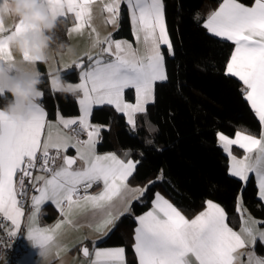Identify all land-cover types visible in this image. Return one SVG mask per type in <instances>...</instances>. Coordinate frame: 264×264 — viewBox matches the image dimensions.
<instances>
[{"label":"snow or ice","instance_id":"snow-or-ice-1","mask_svg":"<svg viewBox=\"0 0 264 264\" xmlns=\"http://www.w3.org/2000/svg\"><path fill=\"white\" fill-rule=\"evenodd\" d=\"M10 3L0 0V59L15 63L13 42L27 28L18 20L6 25L5 18H12ZM43 3L60 19L74 15L76 23L69 32L89 28L92 51L63 64L66 71L78 70L79 83L61 85L58 78L51 80L53 94L65 92V88L72 91L79 115L66 118L57 104L53 122L37 102L20 114L0 110V231L7 237L3 246L18 241L19 247L27 246L46 257L53 247H61L62 227L77 226L72 217L83 215L90 217L88 227L95 233V238L84 236L79 241L86 264H128L124 247L100 248L97 244L122 219L131 217L136 224L132 236L134 264H264V255L256 251L258 243L264 247V219L253 217L244 199L251 182L257 200L264 205V0H218L215 8L192 15L209 45L198 69L210 71L218 64L225 86H235L238 99L259 126L258 133L239 127L232 135L220 127L213 132L228 160L225 173L239 185L234 196L239 231L230 226L228 211L215 199L214 184L206 189L201 210L188 216L153 191L165 182L164 169L154 178L136 182L144 152H97L102 132H110L111 127L92 122L94 109H114L129 130L136 129L135 117L140 114L148 132L157 130L147 119L149 106L158 102V86L166 87L170 82L165 54H176L165 0H101L105 23L119 31L121 19L126 17L132 41L114 39L113 32L100 35L93 25L97 0ZM220 43L229 44L222 60L212 47ZM31 59L24 57L25 61ZM175 87L179 92V83ZM126 90L134 91V103L125 100ZM38 96L42 98L44 93ZM234 146L242 150L240 156L233 153ZM69 149L75 154L69 155ZM94 187L98 191L92 192ZM47 203L63 217L52 226L39 223ZM146 203L149 210L137 214ZM85 241L90 242L91 249Z\"/></svg>","mask_w":264,"mask_h":264},{"label":"trees","instance_id":"trees-1","mask_svg":"<svg viewBox=\"0 0 264 264\" xmlns=\"http://www.w3.org/2000/svg\"><path fill=\"white\" fill-rule=\"evenodd\" d=\"M169 34L172 37L175 56L165 54V63L170 76L166 87L157 88L158 102L149 106L148 121L157 129L148 132L145 118L137 114V127L129 130L121 114L112 108L94 109L92 122L109 124L110 132H102L103 140L97 145L99 153L131 150L135 155L145 153V159L139 167L136 182L154 178L159 169H164L166 180L155 186L158 191L181 208L186 215L201 210L206 189L210 184L216 187L215 199L229 213V224L234 229L240 227V217L234 211V196L239 185L226 173L228 160L226 154L216 144L213 132L217 127L232 135L239 127L258 133V124L248 107L237 97L235 86H225L221 79L219 65L213 70L200 71L209 51L204 33L192 20V15L199 10L202 14L208 8H215L218 0H165ZM63 23L58 32L61 41L69 44L68 29L72 24L69 17L60 19ZM115 39L133 40L128 19L122 18L119 31L113 34ZM222 60L229 52L228 43L212 46ZM163 50V49H162ZM43 79L41 90L44 93L42 103L51 118L56 117L59 106L62 115H79L77 99L66 92L52 93L50 75L45 66L40 65ZM70 73V74H69ZM61 77L65 82H77L78 70H63ZM179 83L178 92L175 85ZM53 95L55 99H53ZM127 100L134 101V91L126 90ZM6 99H0V108L4 109ZM152 140V144L145 143ZM236 153L239 150L234 149ZM73 150H69L72 154ZM245 206L253 217L264 219V205L256 197V189L249 183L244 194ZM145 204L137 209V214L149 210ZM53 214L46 217L50 222ZM136 224L131 217L122 219L120 225L112 230L97 244L102 248L124 247L128 264H134L132 250L133 229ZM259 255H264V247L256 246Z\"/></svg>","mask_w":264,"mask_h":264},{"label":"clouds","instance_id":"clouds-1","mask_svg":"<svg viewBox=\"0 0 264 264\" xmlns=\"http://www.w3.org/2000/svg\"><path fill=\"white\" fill-rule=\"evenodd\" d=\"M8 12L14 20L22 21L27 31L13 42L16 62L0 59V99H6L4 111L20 114L40 98L43 79L38 65L48 64L53 54L71 50L58 36L63 22L50 13L43 0H11ZM25 55L32 59L25 61ZM65 92L73 94L68 88Z\"/></svg>","mask_w":264,"mask_h":264},{"label":"crops","instance_id":"crops-1","mask_svg":"<svg viewBox=\"0 0 264 264\" xmlns=\"http://www.w3.org/2000/svg\"><path fill=\"white\" fill-rule=\"evenodd\" d=\"M93 8H94L93 25L97 28L100 35L104 36L108 32H113L114 34L116 31L113 29V27L105 23L106 13H102L101 0H97V3L93 6ZM67 17L71 18L72 20V24L69 26V29H71L72 27L75 26L76 23L74 19V15L69 14ZM5 19H6V25L8 26H11V24L15 22L13 18L6 17ZM69 29H68V37H69L68 49H70L71 51L65 50L60 55L53 54L48 64H39L37 67V70L40 72V65L45 66L47 72L50 75L51 89H52L51 80L54 77L59 79L61 85H67L69 83L71 84L79 83V79L77 82H65L62 79L61 71L64 70L63 64L70 63L72 60H75L78 57L83 56L85 52L92 51L89 28L85 27L81 32H69ZM42 98H39L37 100V103H40L48 113V110L42 103ZM0 110H3V108H0ZM65 117L68 118L67 116ZM48 119L55 122L56 117L51 118L48 113ZM234 149L239 150L240 153H236ZM69 150H73V149H69ZM233 153L237 156H240L242 154V150L234 146ZM68 154L74 155L75 152L73 150L72 154L69 152ZM27 214L28 211L26 212V216ZM49 214H53L54 219L50 222H47L46 217ZM60 219H63V217L60 216L56 208L51 203H47L42 207V214L39 219V223L42 226H52ZM72 219L74 221V224L77 226L74 227L73 225L66 224L62 227L59 236V242L61 247L59 248L53 247L50 253L46 257H41L40 255H38L36 251L27 248V246H25V250L23 254L18 258L17 264H23L24 260H25V264H86V259L82 256V253L79 250V241L82 240L84 236H90L92 238H95V233L91 228L88 227V224L90 222V217H85L83 215H76L73 216ZM239 229H234V230L239 231ZM106 236H104L102 239H104ZM85 244H87L91 249V244L89 241H85ZM241 251H245V250H241Z\"/></svg>","mask_w":264,"mask_h":264},{"label":"built area","instance_id":"built-area-1","mask_svg":"<svg viewBox=\"0 0 264 264\" xmlns=\"http://www.w3.org/2000/svg\"><path fill=\"white\" fill-rule=\"evenodd\" d=\"M84 138L83 136L81 137ZM92 192L98 191L95 187L91 190ZM25 211H28L27 205H25ZM7 237L0 231V264H17L18 258L23 254L25 246L19 247L18 241H13L7 248L3 246V241Z\"/></svg>","mask_w":264,"mask_h":264},{"label":"rangeland","instance_id":"rangeland-1","mask_svg":"<svg viewBox=\"0 0 264 264\" xmlns=\"http://www.w3.org/2000/svg\"><path fill=\"white\" fill-rule=\"evenodd\" d=\"M125 100H126L127 102H129V103H134V102H135V100H134V101L127 100L126 97H125ZM136 116H137V115H136ZM135 119H136V117H135Z\"/></svg>","mask_w":264,"mask_h":264}]
</instances>
